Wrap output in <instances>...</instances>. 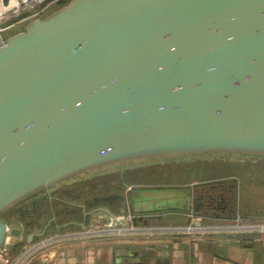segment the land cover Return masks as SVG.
I'll return each mask as SVG.
<instances>
[{"label":"water","instance_id":"95a60500","mask_svg":"<svg viewBox=\"0 0 264 264\" xmlns=\"http://www.w3.org/2000/svg\"><path fill=\"white\" fill-rule=\"evenodd\" d=\"M219 155L264 158V0H67L0 48V245L3 213L81 172Z\"/></svg>","mask_w":264,"mask_h":264},{"label":"rangeland","instance_id":"374dc122","mask_svg":"<svg viewBox=\"0 0 264 264\" xmlns=\"http://www.w3.org/2000/svg\"><path fill=\"white\" fill-rule=\"evenodd\" d=\"M24 25L25 24L19 25L18 27L12 29L11 32L13 33L22 29ZM118 173L125 174V179L122 180V184L120 178L117 177ZM232 183L233 186H230ZM130 186H132L131 189L133 190V193L136 188L141 189L149 186L194 187L198 191L214 189V193L222 190L227 193L229 198H231V204L234 211L237 210L236 206H239L241 209H250L251 213H262L264 212V158L234 159L228 156L223 157L219 155L217 157L175 159L157 163H146L140 166L127 168L123 172L119 171L114 165L81 172L57 184L52 189V194L56 197L52 198L51 201L48 198V202H43V204L38 207L36 205H28V212H26L23 216H21L20 213L17 214L16 211L8 212L7 214L2 215V217H4L10 225L19 226L21 229V234L19 236H12L11 238L12 254H15L17 251H21L28 241L33 242L35 238L33 240H28L27 234L32 231H41L47 220L52 216L53 212L56 216V221L60 224L71 221L65 224L60 229L59 233L66 234L79 232L84 235L95 234L96 230L99 229V226L97 225L88 226V222L87 227L72 225L73 221L81 222L83 220L82 208L75 209L76 213L71 215L70 212L67 211L71 210V207L62 202L67 201L69 203L78 205L85 204V206H87L86 203L88 201H93L95 197L100 196L95 203L90 204L86 207V209L92 210L98 206L109 207L114 203L109 202L111 200L104 201L103 197L117 193L121 195L122 202L126 200L125 197L129 200L128 192L130 191ZM66 190L67 192H65ZM159 193L160 194L157 192H148L147 194L146 192H140L137 194L139 197H136L134 200H136V202L141 200L144 205H151L153 202H162V204H166V202H170L171 199V201L174 200L173 197H170V199L169 197H164V192ZM45 194L46 192H42L37 196V199H40V197ZM54 199H60L61 201H54ZM128 202H126L127 205L129 204ZM114 205L115 208H119L116 204ZM118 210L124 211V204L121 205V208ZM200 212L205 211L201 210ZM237 212L238 210L236 211V215L238 216ZM208 214L209 215H201L196 213L193 215L192 213L193 216H196L192 217V222L189 221V223L186 224L175 223L170 225H159L158 223H154L151 225L134 226L133 230L134 233H153L154 235L151 236H156L157 233L162 236L166 235L163 236L164 239L160 238L156 240L157 242L152 241V244L156 246L157 243L162 241L170 243V240L173 237L177 238L179 235L190 236V233L193 235L196 231H204L203 227L210 225V222L205 220L207 218L217 219L216 221L213 220L217 223L215 225H222L224 223L223 218L226 215L223 216L220 212L213 209L210 210ZM93 216L94 214L88 215V221L92 220ZM233 216L232 219H235ZM195 221L197 223H194ZM32 222L36 224L33 227L30 226V223ZM190 222L191 225L195 226L193 229H188L186 227L190 224ZM211 223L214 224V222ZM118 231L121 230H114V232ZM56 232L55 224L52 223L47 226L45 234L39 236L37 239L40 237L43 239L51 237V235ZM20 246L21 248L17 250ZM76 257L77 256H74L72 253L71 259H76ZM165 259L167 258L165 257L164 260Z\"/></svg>","mask_w":264,"mask_h":264},{"label":"crops","instance_id":"0c3cea01","mask_svg":"<svg viewBox=\"0 0 264 264\" xmlns=\"http://www.w3.org/2000/svg\"><path fill=\"white\" fill-rule=\"evenodd\" d=\"M131 188L132 186L129 187L128 192L129 200L125 197L126 200L116 205L121 208L124 204V211L118 210L119 208H115V205L108 207L115 214L126 217V221L109 225L106 219H101V215L96 213L90 220L91 222L87 219L88 226H99L95 234L91 235L79 232L59 233L62 226L58 228L55 223L57 232L51 235L49 242L35 249L31 264H58L56 262L61 257V249H68L70 253L67 255V262L62 264H116L117 257L121 256L126 257L128 264H264V241L256 232L230 233L224 230L204 228V231H196L193 235L190 233V236L179 235L177 238L173 237L170 243L162 241L155 246L152 241L164 239L163 236L166 235L162 236L157 233L156 236H151L154 234L134 233V226L154 223L159 225L189 223L193 220L192 213L203 215L200 210L192 206L193 198L200 191L194 187L149 186L136 188L133 193ZM140 192L147 194L148 192L158 194L164 192V197H169V199L173 197L174 200L171 201V199L166 204L153 202L151 205H144L141 200L137 202L134 200L139 197L137 194ZM126 202L129 204L127 205ZM236 209L238 216L250 217V219H258L259 216L264 215V212L251 213L250 209H241L239 206H236ZM236 211L232 208L226 212H219L223 216L226 215L223 219L227 221L236 215ZM134 215L138 216L137 223L132 220ZM205 220L211 223L217 219L207 218ZM116 229L121 231L114 232ZM41 239V237L35 238L33 242ZM72 253L77 256L76 259H71ZM165 257L167 259L164 260Z\"/></svg>","mask_w":264,"mask_h":264},{"label":"built area","instance_id":"2783aa9c","mask_svg":"<svg viewBox=\"0 0 264 264\" xmlns=\"http://www.w3.org/2000/svg\"><path fill=\"white\" fill-rule=\"evenodd\" d=\"M62 0H0V48L5 44L6 38L11 30L19 25L26 24L29 20L42 16L54 9ZM66 2V1H65ZM194 215V214H193ZM191 215L192 217H195ZM235 219L223 221L222 225L210 223L207 227L224 230L230 233L256 232L264 241V217L250 219V217L233 216ZM220 223V222H219ZM193 229L191 223L186 226ZM206 230V229H205ZM51 237L41 239L37 242L28 241L24 248L18 253L12 254L11 240L0 245V264H31L35 249L49 242Z\"/></svg>","mask_w":264,"mask_h":264},{"label":"trees","instance_id":"16d2710c","mask_svg":"<svg viewBox=\"0 0 264 264\" xmlns=\"http://www.w3.org/2000/svg\"><path fill=\"white\" fill-rule=\"evenodd\" d=\"M65 1H67V0H62V1H60L59 2V5L60 4H62V3H64ZM58 6V5H57ZM56 6V7H57ZM55 8V7H54ZM117 177L118 178H120V181H121V184H122V180H124L125 178V174L124 173H122V174H120V173H118L117 174ZM65 192H67V190L65 191ZM37 196L38 195H35V196H33V197H31L30 199H28V200H26V201H23V202H21V203H19V204H17L16 206H14V207H12V208H10L8 211H6L5 213H3V215H5V214H7L8 212H17V214L18 213H20V215L21 216H23L26 212H28V205H31V206H41L42 204H43V202H48V195H47V193L45 194V195H42L41 197H40V199H37ZM100 197V196H99ZM99 197H95V199L93 200V201H88L87 203H86V207H88L90 204H93V203H95L96 201H97V199L99 198ZM103 200L104 201H107V200H111V201H109V202H111V203H114V204H116V205H118V204H120V203H122V201H121V195H119V194H117V193H114V194H111V195H107V196H104L103 197ZM54 201H61L60 199H54ZM27 202H29V203H27ZM62 203H64V204H67V206H70L71 207V210H67L68 212H70V214L71 215H74L75 213H76V210L75 209H80V208H82L81 206H79L78 204H73V203H69V202H67V201H63ZM114 204H112V205H114ZM49 208H51V207H49ZM219 212V211H218ZM68 222H71V221H68ZM52 223H54L55 224V222L54 221H52L51 222V224ZM59 223V222H58ZM71 224V223H70ZM34 225H36L35 223H30V226H34ZM37 225H39V224H37ZM72 225H78L77 223H76V221H73L72 222ZM64 226V225H63ZM62 226V227H63ZM39 236H36V237H34V238H38ZM19 245V244H18ZM21 248V246L17 249V250H19ZM16 250V251H17ZM15 253H18V251L17 252H15Z\"/></svg>","mask_w":264,"mask_h":264},{"label":"flooded vegetation","instance_id":"af4514ba","mask_svg":"<svg viewBox=\"0 0 264 264\" xmlns=\"http://www.w3.org/2000/svg\"><path fill=\"white\" fill-rule=\"evenodd\" d=\"M233 186V183L230 184ZM204 194L202 198L198 197L197 202H199L200 208L198 210H204L202 212L204 215H209L210 210L215 211H228L232 209L231 198L224 191L220 190L214 193V189L202 190L197 195ZM195 208V204L192 205ZM88 217V215H87ZM86 217V219H87Z\"/></svg>","mask_w":264,"mask_h":264}]
</instances>
